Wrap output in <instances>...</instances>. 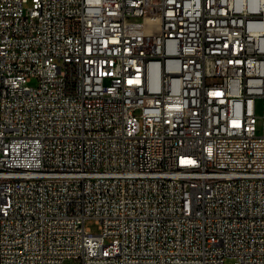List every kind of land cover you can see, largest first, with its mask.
<instances>
[{
  "label": "built area",
  "instance_id": "built-area-1",
  "mask_svg": "<svg viewBox=\"0 0 264 264\" xmlns=\"http://www.w3.org/2000/svg\"><path fill=\"white\" fill-rule=\"evenodd\" d=\"M30 1L0 0V264H264V0Z\"/></svg>",
  "mask_w": 264,
  "mask_h": 264
},
{
  "label": "rangeland",
  "instance_id": "rangeland-1",
  "mask_svg": "<svg viewBox=\"0 0 264 264\" xmlns=\"http://www.w3.org/2000/svg\"><path fill=\"white\" fill-rule=\"evenodd\" d=\"M30 5H31V1L29 0V2L25 4V7H29ZM86 226L89 227L93 233L100 232L99 224L93 218H89L86 220ZM233 262L234 259L230 257L226 259L225 264H233Z\"/></svg>",
  "mask_w": 264,
  "mask_h": 264
},
{
  "label": "bare ground",
  "instance_id": "bare-ground-1",
  "mask_svg": "<svg viewBox=\"0 0 264 264\" xmlns=\"http://www.w3.org/2000/svg\"><path fill=\"white\" fill-rule=\"evenodd\" d=\"M223 180H230V171H223Z\"/></svg>",
  "mask_w": 264,
  "mask_h": 264
}]
</instances>
